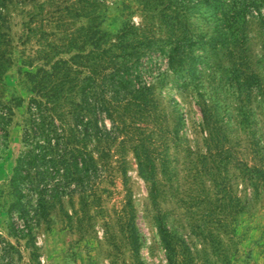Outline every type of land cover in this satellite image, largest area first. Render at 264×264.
Returning <instances> with one entry per match:
<instances>
[{"label": "trees", "instance_id": "16d2710c", "mask_svg": "<svg viewBox=\"0 0 264 264\" xmlns=\"http://www.w3.org/2000/svg\"><path fill=\"white\" fill-rule=\"evenodd\" d=\"M11 1L0 0V7ZM160 1L161 34L129 21L115 31L101 28L98 0H89L85 8H64L67 15L81 16V11L89 19L65 36L63 52L73 48L76 53L50 58L54 46L46 44L40 58L24 63L29 95L23 149L8 182L6 210L7 234L14 242L1 239L0 264H17L21 247L29 250L26 264H33L38 220H47L65 197L77 195L82 205L97 200L98 185L114 162L125 175V151L133 154L151 203L164 197L175 176L173 162L182 155L185 164L196 165L193 176L216 187L221 226L227 227L230 214L234 220L254 201H264V0ZM122 13L129 15L125 9ZM195 14L204 17L200 30L189 22ZM5 25L0 11V78L12 62ZM203 38L209 55L193 50ZM203 66L211 71L204 74ZM169 82L180 95L194 97L200 120L191 122L193 140L186 110L164 92ZM15 106L14 100H0L1 150L8 144ZM197 138L202 145L192 146ZM203 200L194 194L186 198L195 206ZM123 212L127 243L136 251L138 230L129 196ZM158 228L169 264H184L177 253L183 242L177 249L167 224Z\"/></svg>", "mask_w": 264, "mask_h": 264}, {"label": "rangeland", "instance_id": "374dc122", "mask_svg": "<svg viewBox=\"0 0 264 264\" xmlns=\"http://www.w3.org/2000/svg\"><path fill=\"white\" fill-rule=\"evenodd\" d=\"M98 1L104 15L101 28L115 31L123 22L129 21L137 27L147 26L156 34H161V28L163 30L157 16V10L162 6L160 0H151L153 4L145 0ZM87 5L89 0H12L4 9L0 7L6 24L2 30L9 40L7 56L12 59L0 78V100L17 103L7 127V147L0 149V242L2 238L14 242L7 234L6 210L11 200L8 182L23 149L22 127L29 95L24 75L29 67L24 63L28 57L40 56L46 44L54 46L52 50L45 47L50 58L67 59L76 53L73 48L63 52L66 51L63 45L67 41L65 36L75 32L89 19L82 16L84 12L78 13L81 16H75L76 13L67 15L63 9L85 8ZM123 9L129 15H123ZM261 13L264 14V8ZM203 18L198 14L191 16L192 28L200 30ZM258 48L256 46L255 50ZM193 50L199 55L211 54L207 38L194 45ZM40 62L39 59L34 61L36 64ZM202 68L204 74L211 71L210 68ZM164 92L174 96L186 110L189 118L187 134L193 140L191 122L199 121L200 113L192 93L180 95L170 82L165 85ZM191 143L197 147L202 145L200 138ZM123 157L125 175L120 173L118 163L114 162L98 185L97 200L91 198L82 205L77 195L71 199L65 197L61 206L52 208L47 220H38L33 229L37 254L33 264H169L158 228L162 222L169 227L177 249H180L178 243L183 242L177 253H180L184 264H264V201H254L246 214L235 216V221L230 214L226 218L227 227H223L220 224L219 195L214 193L216 187L209 180L202 182L193 176L196 165L185 164L183 155L173 162L175 176L173 174L165 187L164 197L159 196L155 203L149 201L147 184L138 174L133 154L125 151ZM190 158L193 161L195 155ZM236 188L242 190V185ZM192 194L204 200L196 206L187 203L186 198ZM127 196L131 199L138 230L136 251L128 245L124 227L123 207ZM21 250L23 257L17 264H26L29 250L23 247Z\"/></svg>", "mask_w": 264, "mask_h": 264}]
</instances>
